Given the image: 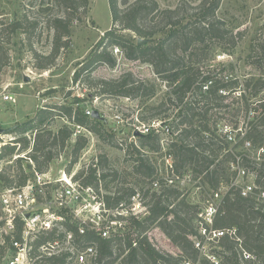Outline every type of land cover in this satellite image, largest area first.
I'll return each instance as SVG.
<instances>
[{
  "label": "trees",
  "instance_id": "trees-1",
  "mask_svg": "<svg viewBox=\"0 0 264 264\" xmlns=\"http://www.w3.org/2000/svg\"><path fill=\"white\" fill-rule=\"evenodd\" d=\"M223 0H201L196 6L179 5L176 8L162 9L155 0H121L124 7H120V0H109L113 27L105 31L90 55L74 73V82L86 83L89 97H68L63 103H55L39 108L36 115L30 120L13 126L7 133L15 136L0 148V160H9L10 166L0 170V182L3 189L7 187L24 186L35 171L43 174L50 169L51 162L58 158L61 151L73 139L75 127L82 126L103 136V119L93 118L86 114L82 103L100 98H149L155 95V83L137 78L131 71L118 78H94L92 76L96 67L106 64L115 67L117 58L112 53V46H119L125 57L150 63L157 76L170 88L173 96L170 100L175 107H181L177 119L170 123L174 140L169 145L168 154L174 159V173L184 174L192 170L195 177L204 175V180L212 189H217L224 180L232 184L228 155L229 141L216 133L215 126L211 124V110L219 107L226 89L239 92L237 108L243 113L247 129L242 134H236V147L244 146L250 142L252 148L264 149V101H253L264 87V80L253 81L245 78L244 83L235 76L228 79L221 72L209 69L207 62L212 59L217 46L212 43L225 42L228 48H235L244 36V32L235 33L226 22L222 20L217 11ZM63 8V15L56 16L49 24L54 30L52 50L49 54H39L34 51L35 66L41 69L51 68L62 50L71 44V28L73 22L82 19V13L89 0H56ZM27 17L25 18V21ZM23 20H18L6 28L0 29V39L4 31L13 34L23 29ZM123 30L134 32L138 38L150 39L145 45H138L137 40L121 33ZM167 32L159 39L157 34ZM5 40V39H1ZM9 43V38L6 40ZM209 43L212 44L210 48ZM225 46V47H226ZM264 59V41L259 44ZM5 52V54L3 53ZM0 70L8 61L7 49L0 43ZM259 62V61H258ZM229 76V75H227ZM243 84V86H242ZM245 87V88H243ZM253 90L247 96V90ZM58 117H65L67 122L58 130L50 126ZM157 116L142 118L151 120ZM73 125V126H72ZM212 125V126H211ZM30 133L34 134L30 138ZM115 133L107 134V141L113 145ZM138 145L132 142L134 151V171L142 177L149 178L151 184L156 168L148 152H159L162 149L160 136L155 133L140 134L137 137ZM89 140L86 136L78 134L73 144V158L66 169L70 173L72 166L78 161L81 151L87 147ZM123 143V142H122ZM120 143L124 147V144ZM127 145L125 150L131 154ZM58 148V151L55 149ZM26 153V156L20 154ZM223 153V154H222ZM20 155L16 158L15 156ZM262 160L255 161L248 151H238L239 167L248 170L254 165L256 171V192L264 191V154ZM221 157V159H220ZM105 156L100 157V163ZM24 161H32L24 168ZM233 161V160H232ZM99 162V161H98ZM98 166V164H96ZM15 168V170H11ZM229 170V171H228ZM14 171V172H13ZM117 172V171H115ZM238 173L232 170L231 175ZM107 173L97 172L96 168L83 180L86 186L95 187L96 190L108 179ZM112 176V175H111ZM113 177V176H112ZM116 176H114L115 179ZM75 178H80L76 174ZM81 179V178H80ZM226 179V180H225ZM167 180H159L160 187L147 190L149 196L147 214L143 217L129 216L130 230L115 232L109 237H103L94 230H88L83 235V241L96 246L97 264H186L198 258L199 250L195 247L190 235L198 234L193 220L197 211L177 188L167 186ZM133 191V190H132ZM130 192L131 195H135ZM124 197L120 191L114 194L103 195V200L109 209L121 204ZM123 218V215L111 216ZM68 229L78 232L77 224L65 221ZM155 225L159 226L182 250L177 257L171 253L158 249L149 236V230ZM215 229H236V234H226L218 239L220 252L217 253V264H264V203L256 201L254 196L244 197L240 186L233 185L224 194L221 206L214 218ZM243 252L251 257L243 258ZM256 260H253V257ZM107 262V263H106ZM62 258H53L49 264H63ZM202 264H215L204 260Z\"/></svg>",
  "mask_w": 264,
  "mask_h": 264
},
{
  "label": "rangeland",
  "instance_id": "rangeland-1",
  "mask_svg": "<svg viewBox=\"0 0 264 264\" xmlns=\"http://www.w3.org/2000/svg\"><path fill=\"white\" fill-rule=\"evenodd\" d=\"M129 1L133 2L134 0ZM155 1L159 3L162 9L176 8L179 5L186 6L188 4L196 6L201 2V0ZM120 7H124L121 0ZM84 9L82 19L73 22L70 47L61 51L51 68L41 69L35 66L34 51L39 54H49L51 52L54 30L50 28L49 24L56 16L63 15V8L61 9L56 0H0V29L6 28L18 20H23L24 24L23 29L13 34L4 31L5 34L1 39L5 40L0 39V43L5 46L8 55V61L0 70V93L13 95L16 98V101L13 102L4 100L0 95L1 127L9 128L24 123L33 118L39 108L55 103H63L69 94L71 98L74 96L89 97L87 94L93 89H88L86 83L74 82V73L79 68V63L89 57L91 50L105 31L113 27V20L109 0H89L87 7ZM217 14L230 29L234 30L235 33L242 31L244 36L233 49L228 48L223 41L212 43L217 48L216 52L212 54V59L207 62V67L215 69L216 72H221L226 79L235 76L242 83H244L245 78H251L254 82L258 79L264 80V59H262L259 47L260 42L264 41V0H223ZM26 17L27 20L25 21ZM121 33L133 40L138 38L130 30H123ZM166 35L167 32H164L157 34L154 38L159 39ZM8 38L9 43H6ZM212 44L209 43L210 48ZM3 53L5 54V52ZM116 58L117 64L115 67L100 64L96 67L92 76L97 79L118 78L122 74L131 71L137 78L155 83L156 93L152 97L138 99L126 97L100 98L96 96L83 102L82 106L85 111L96 109L103 116L102 128L104 134L101 136L92 132L93 134L89 135L87 147L81 151L78 161L72 166L70 173L67 174L80 175L81 179L78 178L80 182L91 173L92 167L96 168L99 173L104 170L105 173L110 175L99 190L91 186L93 200L96 205L97 200L103 199V195H112L116 191L121 192L124 199L108 215H123V218L115 217L117 222H121L122 225L119 223L117 227L119 232L123 233L131 229L127 218L132 216V213L137 214V217L140 218L147 214L146 202H148L149 196H147L146 191L151 190L153 185L149 178L142 177L134 171L135 155L131 144L135 142L138 145V140L132 135V126L133 124H139L138 119L145 124H149L150 120H142V118H149L153 115L166 122V124H170L179 117L181 107H175L174 104L176 103L170 100V98H173L169 92L170 88L157 76L150 63L128 59L124 53L116 56ZM1 60L2 57L0 56ZM249 90H247V96L253 92V90ZM239 92L229 93V89H226L224 93L220 91L219 93L224 96V99L220 102L219 107L211 110L210 114L212 116L211 124L217 128L216 133L222 138H227L230 144L229 150L223 152L230 151L232 154L228 155L231 161H226L228 167L230 166L229 176L234 180L238 178L239 184L244 185L256 178V171L252 164L253 167L247 170L249 172L248 177H238V173L231 175V171L235 172L239 166L237 162L238 151H243L244 148L255 161L262 159L261 153L263 151L256 147L247 149V145L243 147L235 146L236 134H238V131H246L245 121H248V119L245 120L243 113L238 111L237 108L238 102L236 99H238ZM252 98L253 101H264V87L257 97ZM116 115L120 117L117 118ZM66 123L69 122L65 117H58L50 127L56 131ZM120 127L124 128L121 134L117 131ZM74 128L76 132L78 127L74 126ZM109 133L116 134L113 145L109 144L106 139ZM78 134L84 135L83 133ZM29 135L30 138L34 137L32 133ZM174 137L175 135L173 137L162 136L164 145H162L161 151L148 152V156L153 160L156 168L154 179L160 180L162 177L167 180V186L177 188L181 192V197L183 196L196 207L194 211H197V214L194 217L193 224L198 234L190 235V238L194 241L199 254L198 258L192 261L191 264H202L204 260L217 264L219 261L217 253H221L219 241L210 240L209 235L204 236V232L200 230L202 228L201 221L208 216L206 208L210 207L211 203L218 204L221 194H226L231 185L223 180L217 189H212L209 183L204 180L203 174L195 177L192 170H188L182 175L173 173L171 168L168 167L170 161L168 159H171L170 162L174 163L173 156L171 157L168 154V147ZM14 138V135L7 132L0 134V146L12 142L11 140ZM75 139L76 135L73 136L68 146L61 151L59 157L51 162L49 171L43 173L45 174L44 180L55 181L62 177L73 158L72 147ZM120 143L124 144V147ZM127 145H130L131 154H128L125 150ZM55 151H58V148ZM20 155L26 156V153ZM101 156H105L102 163H100ZM29 162L32 163V161L23 162L24 168L28 171H30L27 166ZM10 163L13 162H9L7 159L0 160V170L9 168ZM11 170H15V168H11ZM35 176L36 173L30 179ZM114 176H116L115 179ZM170 178H173V182L169 181ZM2 189L0 182V191ZM216 190L220 192V198L214 195ZM134 191L136 197L130 194ZM109 220L111 221L106 216L101 219L100 225L105 226ZM110 224L112 225V223ZM113 232L114 230L111 227L110 234H113ZM149 236L158 249L171 253L176 257L182 254L180 247L159 226L152 227L149 230ZM198 241L202 242L200 248H198ZM246 253L243 252L242 254L245 259L247 258ZM256 259L254 257L253 260ZM118 262L115 264H118Z\"/></svg>",
  "mask_w": 264,
  "mask_h": 264
},
{
  "label": "built area",
  "instance_id": "built-area-1",
  "mask_svg": "<svg viewBox=\"0 0 264 264\" xmlns=\"http://www.w3.org/2000/svg\"><path fill=\"white\" fill-rule=\"evenodd\" d=\"M111 51L115 56L123 54L122 49L116 45L112 46ZM0 95L4 100L16 101L13 95L3 93ZM92 113L93 109L86 111L88 115L92 116ZM116 117L120 116L116 115ZM138 122L139 124H133L131 129L135 138L138 136L136 132L155 133L160 136L162 146L164 145L162 136L173 137L171 125L159 118L151 119L149 124L139 119ZM77 127L74 133L76 136L78 133H83L88 138L93 134L85 127ZM123 129L120 127L117 131L121 134ZM234 141L237 143L236 139ZM244 145L248 146L247 149L252 147L250 142H245ZM259 150L264 154L263 148ZM168 160L171 161V159ZM170 161L168 167L172 169L173 163ZM237 169L238 177H248L249 172L246 169L239 166ZM35 173L36 176L29 179L24 186L7 187L0 191V264H49L53 258H62L63 264H96L97 249L94 244L84 242L83 235L88 230H94L103 237H109L111 227L114 230L113 233L119 232L117 226L119 223L122 225L121 222L111 218L117 215H108L112 209L106 206L103 199L97 200L95 205L92 187L76 179V174H67L68 180H64L62 175L61 178L51 181L50 179L44 180L45 174L36 171ZM169 181L173 182V178ZM238 181V178L233 180L231 186H240L244 197L254 196L256 201L264 203V191L256 192L255 179L244 185L239 184ZM159 187V180L154 181L153 189L157 190ZM214 195L219 197L220 192L216 190ZM223 196L221 194L218 204L211 203L210 207L206 208L208 216L201 221V232H204V236L209 235L212 241L226 234H236L235 228L228 230L214 228V218L221 206ZM132 215L137 216L133 213ZM106 216L111 221L101 226V219ZM66 220L77 224L78 232L68 229L65 225ZM197 244L200 248L202 242L198 241ZM246 254L247 258L251 257L250 254ZM186 264H191V262Z\"/></svg>",
  "mask_w": 264,
  "mask_h": 264
},
{
  "label": "water",
  "instance_id": "water-1",
  "mask_svg": "<svg viewBox=\"0 0 264 264\" xmlns=\"http://www.w3.org/2000/svg\"><path fill=\"white\" fill-rule=\"evenodd\" d=\"M151 40L150 39H146V38H138L137 40V44L138 45H145L147 43H150ZM92 117L93 118H96V119H103V116L101 115V113L98 111V110H93V113H92ZM11 127L9 128H3L0 126V133H6L7 131L10 130ZM141 133L140 132H136V135H140Z\"/></svg>",
  "mask_w": 264,
  "mask_h": 264
},
{
  "label": "bare ground",
  "instance_id": "bare-ground-1",
  "mask_svg": "<svg viewBox=\"0 0 264 264\" xmlns=\"http://www.w3.org/2000/svg\"><path fill=\"white\" fill-rule=\"evenodd\" d=\"M63 179L64 180H68L69 179V176L67 175V173H63Z\"/></svg>",
  "mask_w": 264,
  "mask_h": 264
}]
</instances>
